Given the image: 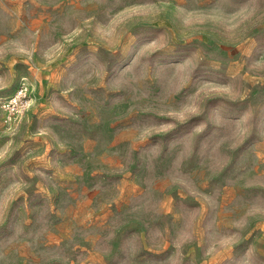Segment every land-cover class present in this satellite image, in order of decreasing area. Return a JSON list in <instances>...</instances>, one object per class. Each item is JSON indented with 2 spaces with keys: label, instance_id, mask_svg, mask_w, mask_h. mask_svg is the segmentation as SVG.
Listing matches in <instances>:
<instances>
[{
  "label": "rangeland",
  "instance_id": "1",
  "mask_svg": "<svg viewBox=\"0 0 264 264\" xmlns=\"http://www.w3.org/2000/svg\"><path fill=\"white\" fill-rule=\"evenodd\" d=\"M0 264H264V0H0Z\"/></svg>",
  "mask_w": 264,
  "mask_h": 264
},
{
  "label": "built area",
  "instance_id": "2",
  "mask_svg": "<svg viewBox=\"0 0 264 264\" xmlns=\"http://www.w3.org/2000/svg\"><path fill=\"white\" fill-rule=\"evenodd\" d=\"M28 94V88L22 85L17 93L5 104V107L10 109L13 114L19 115L23 113L31 104Z\"/></svg>",
  "mask_w": 264,
  "mask_h": 264
}]
</instances>
